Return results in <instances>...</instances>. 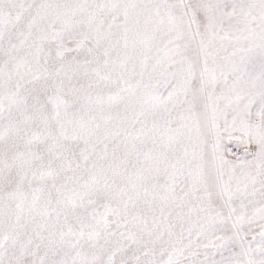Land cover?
Instances as JSON below:
<instances>
[{
    "label": "snow or ice",
    "instance_id": "1",
    "mask_svg": "<svg viewBox=\"0 0 264 264\" xmlns=\"http://www.w3.org/2000/svg\"><path fill=\"white\" fill-rule=\"evenodd\" d=\"M0 264H264V0H0Z\"/></svg>",
    "mask_w": 264,
    "mask_h": 264
}]
</instances>
